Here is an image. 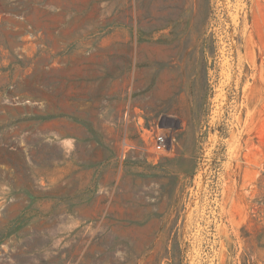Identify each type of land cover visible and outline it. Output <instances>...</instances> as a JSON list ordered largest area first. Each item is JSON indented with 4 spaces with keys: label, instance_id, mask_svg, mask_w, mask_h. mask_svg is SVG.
I'll use <instances>...</instances> for the list:
<instances>
[{
    "label": "rangeland",
    "instance_id": "1",
    "mask_svg": "<svg viewBox=\"0 0 264 264\" xmlns=\"http://www.w3.org/2000/svg\"><path fill=\"white\" fill-rule=\"evenodd\" d=\"M177 252L264 264V0H0V264Z\"/></svg>",
    "mask_w": 264,
    "mask_h": 264
},
{
    "label": "built area",
    "instance_id": "2",
    "mask_svg": "<svg viewBox=\"0 0 264 264\" xmlns=\"http://www.w3.org/2000/svg\"><path fill=\"white\" fill-rule=\"evenodd\" d=\"M137 124L141 127V139L142 141H144L145 143L150 142V146L149 150L155 155L158 156L159 154H161L162 151H167L169 146L172 145V142L174 140V138L172 137V134L170 133V129H163V130H159L158 128H156V130L154 129H145L143 127V125L141 123ZM122 145L124 148H126L128 151H133L135 150V146L131 145L129 143L126 142V140L122 141ZM123 156V154H122Z\"/></svg>",
    "mask_w": 264,
    "mask_h": 264
},
{
    "label": "crops",
    "instance_id": "3",
    "mask_svg": "<svg viewBox=\"0 0 264 264\" xmlns=\"http://www.w3.org/2000/svg\"><path fill=\"white\" fill-rule=\"evenodd\" d=\"M66 122L68 123V119H66ZM60 135H61V143L63 144L64 142L69 140V137H73L68 133L67 129H61L60 130ZM99 170L106 171L107 168L103 169V166ZM98 174V173H97Z\"/></svg>",
    "mask_w": 264,
    "mask_h": 264
},
{
    "label": "trees",
    "instance_id": "4",
    "mask_svg": "<svg viewBox=\"0 0 264 264\" xmlns=\"http://www.w3.org/2000/svg\"><path fill=\"white\" fill-rule=\"evenodd\" d=\"M166 260L168 261H173V264H183L182 263V257L180 255V252L175 253V255L173 257H168V255L166 254L164 257Z\"/></svg>",
    "mask_w": 264,
    "mask_h": 264
}]
</instances>
